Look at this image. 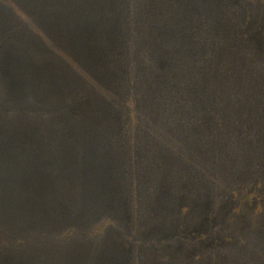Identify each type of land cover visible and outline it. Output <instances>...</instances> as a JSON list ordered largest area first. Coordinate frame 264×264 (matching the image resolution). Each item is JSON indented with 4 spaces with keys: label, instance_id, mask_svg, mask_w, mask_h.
<instances>
[{
    "label": "trees",
    "instance_id": "1",
    "mask_svg": "<svg viewBox=\"0 0 264 264\" xmlns=\"http://www.w3.org/2000/svg\"><path fill=\"white\" fill-rule=\"evenodd\" d=\"M240 1L264 8V0ZM122 12L130 19L128 28ZM35 21L43 22L44 28L32 25ZM14 36L16 44L8 47L9 52L0 53V62H9L0 72V122L6 117L43 128L52 121L65 124V120H96L101 125L107 123L109 128L126 129L129 155L127 160H121L120 187L130 185V210L137 223L129 228L131 234L127 233L138 247L133 264H156L155 257L142 251L144 242L140 239L144 238L143 224L156 211L167 215L162 217L168 218L164 223L171 228L170 221L179 219V209L189 200L195 199L197 204L211 200L203 204L214 208L230 197L239 199V195L249 201L257 196L264 199V94L259 91L261 96L256 95L243 81L234 90L225 87V39L227 50H234L236 44L234 35L225 38L222 0H0V50L8 44L7 38ZM110 48L127 53V77L117 78L111 70L114 64L105 63V56L110 58ZM256 49L254 44L246 51L253 53ZM96 55L103 58L102 62ZM261 66L264 72V61ZM109 83L113 86L108 87L110 94L122 98L120 106L110 109L115 114V118L109 116L111 124L97 117L99 109L106 110L107 99L99 107H80L89 99V92L95 90L100 99L104 94L99 95L98 87L106 89ZM17 86L21 89L14 95ZM260 89L264 93V87ZM59 93L62 100L45 107L49 103L45 99ZM85 95L84 100L79 99ZM62 123H57L61 133L82 137ZM240 126L245 131L243 139ZM97 129L90 127L89 131ZM106 133L107 130L97 132L103 137L100 142L108 140ZM86 139L96 144L94 137L86 134L83 141L76 142L79 153L87 150ZM52 161L53 179L62 182V177L69 174L60 170L74 163ZM83 172L82 183L89 177L87 168ZM2 173L0 169V179ZM89 182L81 188L88 191L89 186L94 192V183ZM1 185L2 182L0 190ZM82 197L77 195L74 200L79 205L82 202L80 207L84 209ZM262 207L248 210L247 223L252 226L244 233V241L219 246L218 254L212 252L209 258L202 255L199 260L173 264H264ZM237 208L240 204L234 210ZM52 212L59 213L56 208ZM7 213L4 216L9 217L11 225L24 227L22 215L15 210ZM118 223L115 217L104 216L92 224L88 237L81 236L77 224L52 231L46 229L47 224H37L27 232L29 235L0 236V247L21 252L30 245L58 248L90 243L104 239L108 229L118 227ZM7 226L1 223L0 231H11ZM51 232L54 235L50 236ZM226 254L229 259H225ZM98 256L94 250L73 260L95 264L92 260L96 262ZM40 257L42 261L36 258L30 264L57 262ZM65 260L70 261L69 256Z\"/></svg>",
    "mask_w": 264,
    "mask_h": 264
},
{
    "label": "rangeland",
    "instance_id": "2",
    "mask_svg": "<svg viewBox=\"0 0 264 264\" xmlns=\"http://www.w3.org/2000/svg\"><path fill=\"white\" fill-rule=\"evenodd\" d=\"M222 3L225 4V38L234 35L236 44L234 50L231 47L227 50V40L225 39V61H227L225 72L228 71L225 73V87L231 91L243 81L249 84V88L253 93L261 96L259 91L264 94L260 89L264 87V72L261 66V61H264V8L260 6L253 7L240 0H222ZM203 5L205 6V4ZM37 11L38 9L34 13ZM121 11H123V5ZM124 13L122 12L124 26L128 28L130 19L128 20ZM35 22L36 24H34ZM35 22L32 25L39 24L44 28L43 22ZM16 41L15 36L7 38L8 44L4 45L6 47H3L0 53L4 50L8 51V47L14 46ZM254 44L257 46L255 52L246 51L247 47ZM81 47L83 46L81 45ZM110 50L111 52L107 54L110 55V58L105 56V63L108 64L111 61L114 64L115 67L111 70L114 71L117 78L127 77L129 73L127 53L124 50H117L116 52L112 51V48ZM90 52L93 55L92 47H90ZM97 52V43H95V53ZM97 59L99 62L103 60L98 56ZM7 63L9 62H4L1 59L0 72L4 69V66H8ZM10 65L12 67L13 64ZM36 65L38 64H31L32 67H37ZM7 72H10V70L7 69ZM239 73L246 75L247 79L242 78ZM95 78L97 79V77ZM105 80L107 79H102L103 83ZM109 85L106 89L101 86L98 87L99 95L104 94L100 96V99L99 96H95V90L89 92L91 95L89 94L88 100L91 102L88 100L84 103L81 102L80 107H99L100 103L107 99L106 110L103 112L104 109H99L101 113L97 117L105 119L111 124L109 120L115 118V114L110 109L113 105L115 107L120 106L122 98L118 95L113 97L108 91V87H113L112 83H109ZM20 89V86L14 88V95H18ZM87 96L85 95L79 99L84 100ZM61 100V93L58 95L52 94V98L45 99V101H49L45 107L54 105ZM261 119L263 118L261 117ZM58 122L62 123L64 121H52L44 125L43 128H39L38 124H25L19 119H7L6 117L0 122V169L3 170L2 179H0L1 186H3L0 190V225L1 223L3 225L8 224V228L16 229L8 232L0 231V236L2 238L9 235L23 236L32 228H35V225L44 223L47 224L46 229L49 231L61 226L77 224L81 236L88 237L92 224L104 216L115 217L119 220L117 224L119 229H117V226H111L108 229L107 236L99 241L93 239L94 241L92 240L90 243L64 244L63 246L59 245L58 248L46 245H43L44 248L30 245L20 252L3 250L5 248L0 247V264H30L32 259L38 258L42 261L43 257L40 256H44L49 261L56 260L57 262L52 261L53 264H79L77 262H82V259L73 260V258L76 259L82 253L88 255L89 252L94 250L98 251L99 255L96 262L92 260L95 264H133V256L134 253H137L138 247L128 234H131L129 228L133 229L137 223L133 221L130 210L131 200L129 199L130 191H128L130 185L126 183V187H120L123 181L121 173V163L123 161L121 160L126 159V155H129L126 144L128 136L126 129L120 128L119 130L110 127V131L107 123L101 125L96 120H83L79 123L65 120V124L62 123L61 126L67 125L71 128L68 129L70 132L82 136L77 139L74 136H69L66 132L61 133L59 126H57ZM260 123L263 122L260 121ZM90 127L98 129L89 131ZM101 130H107L106 134L109 133L108 140L105 141L104 139L103 142H100L103 137L98 135L97 132ZM233 131L236 132V129ZM244 132L242 126H240L242 139L245 135ZM86 134L93 136L96 144L90 139H86L85 145L88 148L80 151L85 153H79L77 147L79 144L76 142L83 141ZM256 148H258L257 143ZM53 159L64 163H70V161L74 163V165L69 164L64 170L57 168L60 172L63 171L69 174L62 177V182H59L57 178L53 179V173L55 172V169L51 166ZM44 162L48 163L43 164ZM85 168L89 171V177L86 182L82 183L85 176L83 169ZM89 181L94 183V192L90 190L89 186H87L88 191L81 188L83 185H87ZM162 188L166 190L165 187ZM80 194L85 199L84 209L80 207L82 202L79 205L74 200ZM187 195L186 197H188ZM239 196V199L235 196L236 199L230 197L219 207L214 206V208L203 204L211 200H200L199 204L195 203V199L193 201L189 200V204L184 203L179 209V219L170 221L171 228L164 223L167 222L168 218L162 217L167 215L160 211L151 212L152 217L147 218L141 228V236L144 237L140 238L144 242L141 246L142 251L148 257H155L156 264L167 262L173 264L176 261L192 262L195 260L194 258L199 260L202 255L209 258L212 252L218 254L219 246L234 245L235 242L244 241V233L252 226L247 223V217L250 216L251 210L260 205H263L262 208H264V199L257 196L249 201L244 200V195ZM20 199L22 200L21 203L18 201ZM243 201L245 202L242 203ZM237 204H240V208L234 210ZM75 207H77L76 210H74ZM192 207L194 209L190 211ZM53 208H56L59 213L54 214V211L52 212ZM5 210L7 212L15 210L22 215L24 217V227L17 228L11 225L9 217L4 216L8 214ZM196 229L200 231L197 232ZM52 234L53 232L49 233L50 236ZM135 238L139 240V237ZM197 239H200L201 242H198ZM166 241L173 242L168 244ZM67 256H69L70 261L65 260ZM226 258H228V254H226Z\"/></svg>",
    "mask_w": 264,
    "mask_h": 264
}]
</instances>
